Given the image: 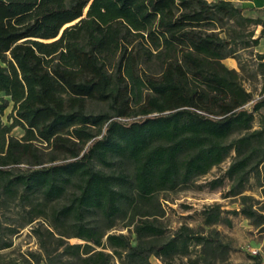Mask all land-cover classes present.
<instances>
[{
	"label": "trees",
	"instance_id": "obj_1",
	"mask_svg": "<svg viewBox=\"0 0 264 264\" xmlns=\"http://www.w3.org/2000/svg\"><path fill=\"white\" fill-rule=\"evenodd\" d=\"M244 14L232 0H0V209L19 200L26 215L21 225L4 228L8 237L0 239V251L74 188L69 203L51 211V226L85 243L67 244L61 264H111L114 257L122 264H152L151 257L166 262L185 256L188 240L201 244L216 264H234L230 246L216 238L186 232L145 242L163 230L141 219V238L133 244L128 235L108 234L88 219L101 216L109 230L125 202L151 207L161 192L195 185L235 152L226 178L234 182L230 193L244 202L234 213L264 231V213L243 195L253 176L264 196V119L254 130L255 114L264 110V83L262 97L254 99L222 63L235 58L231 41L221 35L226 20L261 27L258 36L248 33L249 47L264 38V15ZM257 57L264 78V55ZM92 100L107 110L90 112ZM11 106L12 123L6 124ZM19 127L25 133L17 139L12 132ZM46 150L68 158L55 163L52 156L46 166ZM118 161L130 173L98 168ZM35 232L51 261L47 234ZM106 246L111 255L97 250Z\"/></svg>",
	"mask_w": 264,
	"mask_h": 264
},
{
	"label": "rangeland",
	"instance_id": "obj_2",
	"mask_svg": "<svg viewBox=\"0 0 264 264\" xmlns=\"http://www.w3.org/2000/svg\"><path fill=\"white\" fill-rule=\"evenodd\" d=\"M208 1L216 2L219 0ZM233 4L239 6L237 3ZM244 15L246 16V14ZM257 15L260 16L261 13H252V16ZM252 30H255L256 36L259 35V27H243L236 25L235 21L226 20L221 35L231 41L235 58H226L222 63L238 73L239 81L247 92L253 94L254 99H260L263 95L264 78L260 74V63L257 57L259 53H257L255 46L249 47L246 45L247 42L251 45V38L248 33ZM3 96L4 93H0V98ZM250 105H247L246 108H249ZM132 109L134 112L137 110L134 106ZM88 110L99 113L106 111L107 105L92 100L88 102ZM11 111L12 106L5 111L3 122L6 124L12 123L9 115ZM262 119H264V110L255 114L254 130L260 127ZM24 133V130L19 127L15 128L12 135L19 139ZM52 156L57 158L55 163H62L68 158L62 154L51 155L50 151L46 150L42 156L46 166L52 163ZM235 156L236 153L232 152V155L223 164L214 167L208 175L198 178L193 186H183L176 191L161 192L155 198L151 207L136 208L125 202L123 213L109 230H107L106 224L102 222L99 215H92L88 221L108 234H126L133 244H137L141 237L139 238L136 232V226L139 225L141 219L148 220L161 228L163 234L155 237L146 236L142 238L145 242H167L178 235L189 232V234L195 236L216 238L230 246L228 256L231 263L255 264L256 259H260L264 264V231L262 227L257 228L254 226L252 221L244 214L234 213L235 211L240 212L244 202L242 197L233 196L230 193L234 182L228 177L226 178V172ZM24 167H29V165H24ZM98 168L108 174L130 173L128 166L119 161L113 167L106 168L98 165ZM214 180H222L223 184L217 189H213L210 184ZM248 182L243 195L250 196L253 200L246 202L251 204L255 210L264 213V196H262L258 182L253 176L250 177ZM74 193V188H69L65 196L47 204L45 216H40L33 224L20 229V234L12 237L13 244L11 248L0 251V264H61L60 260L66 258L61 254L67 244H84L85 242L82 240L66 236L69 233L67 229L61 230L63 233H60L51 226L53 221L51 211L68 204ZM132 193L135 195L134 191ZM213 215L218 217V220L215 223H210L208 218ZM25 219V211L19 200L10 202L6 207L3 206L0 209V239L8 237L4 228L8 225L19 226ZM38 228L47 234V246L52 253V262L48 260L46 251L41 244V238L35 232ZM47 230L53 234H48ZM60 238L63 241V246L58 242ZM104 242H106V238ZM188 242L189 248L185 256L178 254L174 259L166 262L162 258L151 257L152 264H191V261H199L201 264H216L211 255L204 254L201 244L193 240H188ZM97 250L112 254V250L108 246L105 249L97 248ZM33 254L39 255L40 259L38 261L34 260L32 258ZM111 264H122V261L114 257Z\"/></svg>",
	"mask_w": 264,
	"mask_h": 264
},
{
	"label": "crops",
	"instance_id": "obj_3",
	"mask_svg": "<svg viewBox=\"0 0 264 264\" xmlns=\"http://www.w3.org/2000/svg\"><path fill=\"white\" fill-rule=\"evenodd\" d=\"M232 3H237L239 7L244 9L247 16H252V13H261L264 15V0H232ZM261 30V27H259ZM260 32V31H259ZM257 53L264 55V38L255 46Z\"/></svg>",
	"mask_w": 264,
	"mask_h": 264
}]
</instances>
